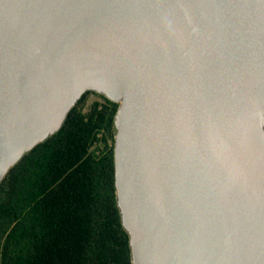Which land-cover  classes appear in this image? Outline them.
I'll use <instances>...</instances> for the list:
<instances>
[{"label":"water","instance_id":"1","mask_svg":"<svg viewBox=\"0 0 264 264\" xmlns=\"http://www.w3.org/2000/svg\"><path fill=\"white\" fill-rule=\"evenodd\" d=\"M88 90L134 264H264V0H0V184Z\"/></svg>","mask_w":264,"mask_h":264},{"label":"trees","instance_id":"2","mask_svg":"<svg viewBox=\"0 0 264 264\" xmlns=\"http://www.w3.org/2000/svg\"><path fill=\"white\" fill-rule=\"evenodd\" d=\"M88 90L0 184V264H134L118 203L119 103Z\"/></svg>","mask_w":264,"mask_h":264},{"label":"rangeland","instance_id":"3","mask_svg":"<svg viewBox=\"0 0 264 264\" xmlns=\"http://www.w3.org/2000/svg\"><path fill=\"white\" fill-rule=\"evenodd\" d=\"M96 99H103L99 93L97 92H90L86 98V107L85 109H88L91 104L96 100Z\"/></svg>","mask_w":264,"mask_h":264}]
</instances>
